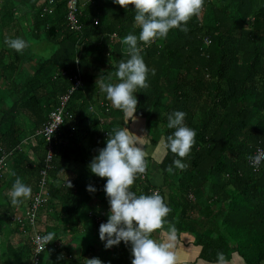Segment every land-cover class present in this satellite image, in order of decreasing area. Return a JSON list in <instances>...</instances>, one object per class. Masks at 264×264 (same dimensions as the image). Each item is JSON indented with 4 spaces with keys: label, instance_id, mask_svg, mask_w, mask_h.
Returning <instances> with one entry per match:
<instances>
[{
    "label": "trees",
    "instance_id": "16d2710c",
    "mask_svg": "<svg viewBox=\"0 0 264 264\" xmlns=\"http://www.w3.org/2000/svg\"><path fill=\"white\" fill-rule=\"evenodd\" d=\"M50 1L0 0V146L13 151L0 178V234L13 224L22 230L14 215L26 212L47 168L49 142L37 131L79 74L83 84L71 94L67 118L52 141L51 196L38 224L56 237L41 253V264H86L88 251L98 258L105 246L97 242L99 228L110 215L107 180L89 165L127 121L99 82H119L113 73L129 58L122 41L141 29L134 5L126 10L113 0H79L82 30L76 32L67 26L68 0H52V12ZM182 26L188 31L173 28L150 46L138 42L149 86L134 93V115L145 121L144 146L156 154L145 156L147 172L132 191L139 196L159 189L170 208L164 228L191 233L201 258L218 262L223 254L226 261L237 252L246 264H264V165L259 172L249 165L254 149L264 147V0H204L200 15ZM15 38L26 42L23 53L8 47L6 40ZM43 44L50 46L48 56L37 54ZM176 111L196 132L183 170L167 147L175 131L167 127L168 117ZM17 178L32 195L13 206L9 192ZM31 230L17 247L19 264L31 263ZM118 250L125 257L115 262L132 264L131 244L121 241Z\"/></svg>",
    "mask_w": 264,
    "mask_h": 264
},
{
    "label": "clouds",
    "instance_id": "9594fccd",
    "mask_svg": "<svg viewBox=\"0 0 264 264\" xmlns=\"http://www.w3.org/2000/svg\"><path fill=\"white\" fill-rule=\"evenodd\" d=\"M124 9L134 5L136 12L135 24L141 29L139 36L129 34L122 43L127 46L126 54L129 58L121 60L117 71L113 75L119 82H99L102 93L111 101L114 108L122 111L126 118L135 116L138 100L134 93L137 89L147 88L148 67L141 56L138 42L150 46L158 38H166L173 28H180L187 32L186 26L193 16H199L203 10L204 0H113ZM8 47L18 53H23L27 47L21 38L6 40ZM111 81V77H109ZM185 113L176 111L168 117L169 129L175 131L167 137V147L180 159L173 161L178 169H186L182 163L193 145L196 132L185 126ZM146 152L138 146V141L127 128L114 129L108 136L106 147L99 150L90 163V171L100 178H106L104 191L110 203V215L106 223L99 228L101 241L106 248L117 246L123 241L131 244L132 264H175V254L170 251L171 245L159 243L153 239V234L162 231L165 218L170 213L163 196L159 192L150 195H137L132 187L138 177L147 172ZM253 166H258L264 160V153L258 152L250 158ZM172 172V166L167 169ZM73 185L68 182V187ZM89 192L96 189L88 186ZM32 189L17 178L9 192L11 203L18 206L22 200L31 198ZM176 229L170 228V235L174 237ZM56 240L55 233H48L37 238L42 249ZM86 264H103L99 258L86 259ZM217 264H224L223 254H218Z\"/></svg>",
    "mask_w": 264,
    "mask_h": 264
},
{
    "label": "built area",
    "instance_id": "2783aa9c",
    "mask_svg": "<svg viewBox=\"0 0 264 264\" xmlns=\"http://www.w3.org/2000/svg\"><path fill=\"white\" fill-rule=\"evenodd\" d=\"M52 9L53 8L51 0L48 3L47 11L52 12ZM79 15V0H68L67 26L69 29L76 32H80L82 30V26L79 22ZM95 23L98 24V20H96ZM64 73H66V71ZM74 80L75 82L73 86L69 89V91H67L60 97V105L50 112L48 121L44 124L42 128L37 131V134L42 135L49 142V148L46 157L47 168H43L41 170L38 191L33 196L26 212L24 214H18L16 212L17 214L15 213L14 215L15 222L18 223L20 229H22L23 231H26V228L32 229L31 240L33 245V255L30 264H41V253L45 251L48 246L45 245L41 249L40 245L37 243V238L45 235L39 229L38 220L42 207L48 203L51 196L48 188V169L51 167V161L54 156V145L52 144V141H54L56 134L58 133L62 124L65 122V119L67 118V104L69 102L71 94L75 91L77 86L83 84L79 74H76L74 76ZM258 152L264 153V147H256L251 157H255ZM12 153L13 151L7 152L4 147L0 146V178L3 177L5 173L7 161ZM249 165L253 171L259 172L261 167L264 165V160H262L258 166H253L252 160L249 159ZM144 177L145 175L142 176V178ZM153 192H159L161 194V191L159 189H153Z\"/></svg>",
    "mask_w": 264,
    "mask_h": 264
},
{
    "label": "crops",
    "instance_id": "0c3cea01",
    "mask_svg": "<svg viewBox=\"0 0 264 264\" xmlns=\"http://www.w3.org/2000/svg\"><path fill=\"white\" fill-rule=\"evenodd\" d=\"M2 2V0H1ZM42 47V45H41ZM125 128H127L134 138L138 141V146L143 147L146 155L150 158L156 154L155 148H149L147 144L144 146L146 132V124L143 119H139L135 116L127 118ZM160 148H157L158 154L160 153ZM158 154L154 157L156 158ZM154 166L155 163H152ZM6 166V170H7ZM5 170V171H6ZM27 208L25 204L20 211ZM9 232L0 234V264H19V253L18 248L23 245L26 241L30 239L29 231L16 230L15 225L9 227ZM100 239V238H99ZM154 239L159 243H166L171 245L170 251L175 254L176 261L175 264H217L216 261H209L201 258V249L199 246L194 244V236L188 231H181V234L171 236L170 232L166 228L162 231H157L155 233ZM102 241L99 242V244ZM103 249V250H102ZM85 250V248H84ZM102 251L96 253V256L103 261V264H121L115 262L119 257L123 259V254L118 250V245L112 248H106L105 246L101 248ZM84 254V253H83ZM94 253L90 250L85 256L86 259H91ZM125 257V256H124ZM122 264H131L129 262ZM224 264H246L242 256L235 252L232 254L230 260L224 261Z\"/></svg>",
    "mask_w": 264,
    "mask_h": 264
},
{
    "label": "rangeland",
    "instance_id": "374dc122",
    "mask_svg": "<svg viewBox=\"0 0 264 264\" xmlns=\"http://www.w3.org/2000/svg\"><path fill=\"white\" fill-rule=\"evenodd\" d=\"M34 43H35V45H37V43L34 41ZM39 46V45H38ZM43 50L42 51H38V55H41V56H48L49 54H50V46L48 45V46H46V44H43ZM28 203H26V205H27ZM25 213V212H24ZM24 213H20V214H24ZM96 219H97V221H102V222H104V219L102 218V217H100V216H98V217H96ZM43 221H45V216H43ZM89 221H90V219H89ZM86 228V225L84 224V229ZM181 234V233H180ZM83 235V232L81 231L80 232V234H78L77 236H82ZM176 235H179V234H176L175 233V236ZM101 241V239H98V241L97 242H100Z\"/></svg>",
    "mask_w": 264,
    "mask_h": 264
}]
</instances>
